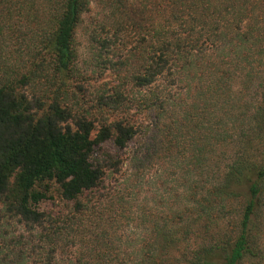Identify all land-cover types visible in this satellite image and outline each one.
I'll use <instances>...</instances> for the list:
<instances>
[{
	"label": "trees",
	"instance_id": "16d2710c",
	"mask_svg": "<svg viewBox=\"0 0 264 264\" xmlns=\"http://www.w3.org/2000/svg\"><path fill=\"white\" fill-rule=\"evenodd\" d=\"M0 264H264V0H0Z\"/></svg>",
	"mask_w": 264,
	"mask_h": 264
},
{
	"label": "rangeland",
	"instance_id": "374dc122",
	"mask_svg": "<svg viewBox=\"0 0 264 264\" xmlns=\"http://www.w3.org/2000/svg\"><path fill=\"white\" fill-rule=\"evenodd\" d=\"M93 17H95V2L92 3V10L90 14L85 15L84 25L80 28V31L78 33V38L81 43L80 52H81L82 58H85L87 56L86 51H87V45L89 43L88 35L86 33V26L92 21L91 19Z\"/></svg>",
	"mask_w": 264,
	"mask_h": 264
}]
</instances>
